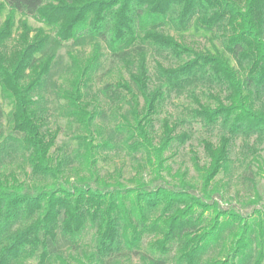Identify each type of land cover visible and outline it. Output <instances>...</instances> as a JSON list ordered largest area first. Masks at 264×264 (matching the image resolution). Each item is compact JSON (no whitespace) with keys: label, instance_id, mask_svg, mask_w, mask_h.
Listing matches in <instances>:
<instances>
[{"label":"trees","instance_id":"1","mask_svg":"<svg viewBox=\"0 0 264 264\" xmlns=\"http://www.w3.org/2000/svg\"><path fill=\"white\" fill-rule=\"evenodd\" d=\"M17 17L19 35L7 53ZM30 17L43 27H32ZM191 29L204 42L190 39ZM70 41L92 47L87 55L68 51V88L55 85L61 114L77 127V165L52 152L58 131L48 127L43 106L58 50ZM104 47L127 76L94 92L105 74L96 77ZM0 91L11 106L10 131L0 137V264L60 261L64 249L82 246L87 227L95 228L94 250L85 257L94 262L140 252L144 236L154 235L142 256L147 264H168L173 250L175 264H264V210L244 216L215 199L238 139L241 163L250 158L247 168L256 164L264 178V0H0ZM101 97L115 123L95 143ZM175 97L187 99L179 115L166 111ZM197 124L207 161L193 153L201 195L186 171L173 173L166 155L191 141ZM12 147L43 185L6 171ZM116 148L141 155L132 186L119 172L99 173V154ZM68 170L76 178L62 183ZM164 172L180 186H153Z\"/></svg>","mask_w":264,"mask_h":264},{"label":"rangeland","instance_id":"2","mask_svg":"<svg viewBox=\"0 0 264 264\" xmlns=\"http://www.w3.org/2000/svg\"><path fill=\"white\" fill-rule=\"evenodd\" d=\"M23 17H17V28L13 32V36L7 42V53L12 51L13 45H15L18 35L19 28L18 25ZM27 21L32 27H43V24L36 21L32 17L28 18ZM167 30L173 34L177 33L167 27ZM187 36L191 39L199 40V42H204V39L200 35H194L193 29H191ZM75 50L76 52L89 54L92 47L90 45H81L73 43L72 41L64 43L62 47L59 48V58L53 69L51 76L49 77V82L47 85L46 92V103L43 104L47 109V115L45 116L48 121V127L52 131H58V136L56 140V145L53 147L52 152L56 151V154L59 157L69 156L73 158L74 151L78 147V140L76 134L78 133L77 127L74 124H70L68 119L61 114L62 106L65 104L63 99H58L55 94L57 86H65L68 88L67 78L69 74V65L70 59L68 57L69 50ZM105 56L102 59V68L96 73V77H99L105 73L101 80L94 85V92L98 89H101L107 83H116L119 80L120 74L123 73L124 76H127V72L123 64H118L117 60L114 59L104 47ZM152 65V62H151ZM120 66V69H119ZM108 71V73H107ZM70 78V77H69ZM99 101V100H98ZM187 104L186 97L180 99L173 98L172 101H169L166 105V111L171 112L175 115L183 113L184 108ZM98 113L96 123L98 127L101 128L102 134L95 137V143H100L103 140H106L112 133L114 126V121L112 120V112L109 108V105L106 104V100L101 97V102L94 104ZM0 109H2L3 114L0 117V137L5 136L9 133L10 128L7 124L8 113L11 110L10 104L5 101L1 95L0 91ZM164 116V115H163ZM158 125V124H157ZM194 138L189 141L184 146L178 147L173 150L174 155H170L171 152H167L166 155L169 156L168 165L172 168L173 173L180 169L187 172V181L193 185L194 193L201 195V180L199 173L194 167L193 153L196 152L201 165L206 163V157L203 151L202 146L200 145V140L205 136L201 125L197 124L194 127ZM241 140H237L232 149L231 160L232 165L231 169L227 173H221L217 178V193L215 194V199L218 200L221 206L225 208L233 209L234 211L241 213L244 216H255V210H264V178L260 176V173L257 169V165L253 164L250 169L247 168V160L241 163L243 157L241 155ZM14 147V146H13ZM13 147L11 150V155L6 159V171L8 173H15L21 181H26L28 185L40 186L44 183L39 180L38 177H34L31 173V166L24 163V157L21 151L14 152ZM141 155L132 157L129 155L125 148H116L114 150L103 151L98 156V170L101 176L109 177L110 175L116 174L119 172L122 176L121 181L128 186H132V183L129 182L136 172V158H140ZM262 157L264 159V151L262 152ZM73 158V164L77 165ZM26 172V173H25ZM69 170L64 178L61 179V182L64 183L65 179L68 176L71 178V181H74L76 178L75 175L69 174ZM154 177V174H151L148 169L144 172V178L147 182H150ZM165 181H169L171 185H178L179 181L173 180V178L164 172L162 178L157 180L152 185L161 184ZM93 187H98L95 182L90 181ZM258 193L259 198H255V193ZM257 196V197H258ZM156 217V214L152 216V219ZM95 233V228L87 227L84 231L80 248L74 249H64L61 254V259H63L66 264H104L100 262H94V260H89L85 257V252L90 253L94 250L93 236ZM154 235H146L142 240V249L140 252L129 253L124 257H117L113 259H105V264H147V262L142 258L146 253L150 254L151 243L156 240ZM219 247L210 249L206 254L205 258L214 256L218 253ZM177 254L176 250L172 251L171 260H168V264H175V259L173 256ZM160 254H157L159 256ZM58 259H47L45 262H41L40 258L34 257L29 260H26L23 264H62Z\"/></svg>","mask_w":264,"mask_h":264}]
</instances>
